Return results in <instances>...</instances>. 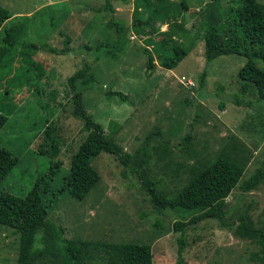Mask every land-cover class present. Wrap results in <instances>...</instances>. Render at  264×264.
<instances>
[{
  "label": "rangeland",
  "instance_id": "rangeland-1",
  "mask_svg": "<svg viewBox=\"0 0 264 264\" xmlns=\"http://www.w3.org/2000/svg\"><path fill=\"white\" fill-rule=\"evenodd\" d=\"M135 1L0 0V7L10 13L3 25L17 30L25 23L19 46L11 51V68L0 70V104L16 105L0 127V145L17 158L15 167L0 181V191L24 196L47 174L50 179L40 187L48 219L62 228L66 238L92 242L81 264H101L100 252L94 248L97 242L101 249L103 241L148 243L153 264H174L179 232L173 223L188 221L199 210L175 207L157 211L138 175L104 152L92 159L101 177L85 198L78 200L63 188L70 158L87 134L83 120L73 111L67 78L76 75L88 80L94 76L95 87L83 91L86 111L135 162L142 159L147 143L150 157L143 170L165 195L175 197L197 171L218 156L244 166L241 180L225 199L226 227L220 228L221 221L210 217L185 226L187 263L264 264L256 242L237 235L240 220L254 227L264 223V179L247 192L239 186L264 158V101L255 100L250 90L241 92L237 72L247 60L241 54L221 55L207 65L202 95L197 83L206 66L203 26L209 18L219 25L225 23L228 9L241 0H184L187 8L181 7L182 0H168L163 5L171 12L168 24L154 20L159 32L148 37L143 32L146 42L131 31ZM137 1L138 16L147 18L150 10L143 0ZM257 1L264 4V0ZM112 14L125 19L129 31L118 44L105 47L104 42L111 43L117 36L108 23ZM3 36L4 30H0V47ZM66 36L68 42L64 43ZM163 38L165 54L172 55L175 44L191 49L173 69L156 63L149 72L147 55L139 47L149 43L152 49ZM28 43L37 47L29 55L40 65L39 79L19 55L22 44ZM48 47L68 50L54 53ZM256 61L264 67L262 61ZM18 76L27 82L20 83ZM219 84L223 94L217 97ZM109 89L121 91L126 99L108 95ZM4 90L9 91L6 98ZM234 93L242 104L232 101ZM45 120L54 129L52 138L59 141L56 158L48 155L42 132ZM157 129L161 135L145 142L146 135ZM188 131L190 141L184 139ZM51 160L64 164L50 168ZM157 218L160 226L155 225ZM18 242L12 228L0 224V264L16 263ZM59 260L45 249L44 242H36L33 264H59Z\"/></svg>",
  "mask_w": 264,
  "mask_h": 264
},
{
  "label": "trees",
  "instance_id": "trees-1",
  "mask_svg": "<svg viewBox=\"0 0 264 264\" xmlns=\"http://www.w3.org/2000/svg\"><path fill=\"white\" fill-rule=\"evenodd\" d=\"M143 1L150 10V15L147 18L138 16L139 4L136 0L134 2V21L131 31L146 42L147 39H144L142 33L144 32V36L148 37V35L159 32V25L155 26L153 21L157 20L160 24H168L171 12L169 8L163 6L164 2L168 3V0ZM219 1L221 0H212V3ZM106 2L107 9L113 13V7L108 1ZM181 7L187 8L184 0L181 2ZM207 16L210 15L207 14ZM9 17V11L0 7V30H4L0 47V70L11 68L14 61L11 51L19 46L17 42L25 28V23H21L17 30L16 26L6 27L3 25ZM228 17L229 19L220 25L209 18L203 26L202 38L204 40L206 66L197 78L198 94H203L207 77V65L213 59L221 55L241 54L247 58L237 72L241 92L245 93L250 90L255 100L264 101V67L258 66L256 61L258 59L264 63V4L257 0H244V2L241 0L236 7L228 9ZM108 23L109 27L117 33V36L114 41L111 43L104 42L102 46L113 47L127 34L129 25L125 19H120L113 14L110 16ZM146 27H148V32L146 29L144 30ZM67 38L68 36H66L64 43L68 42ZM165 44L166 39L163 38L159 43L152 45V49L149 48V43L139 47L147 55V71L150 72L156 63L166 69H173L191 49L175 44L171 49L172 55H168L165 54ZM33 48L37 47L31 43L22 44L19 55L27 64L29 70H32L36 78L39 79L42 74L40 65L29 55V50ZM97 48L99 47L97 46ZM48 50L54 53L57 51L62 53L68 49L48 47ZM15 78L20 83L27 82V79L22 76ZM67 84L73 96V111L83 120L87 134L70 158L69 172L64 177L65 187L63 188L78 200L85 198L101 177L92 165L93 157L101 152L114 155L124 168H130L133 173L138 175L142 188L147 193L153 208L157 211L175 207L200 211L188 221L175 220L173 223L174 230L179 232L175 238L177 251L174 264H188L184 257L186 246L189 244L185 226L210 217L221 221L220 228L226 227L224 222L227 215L224 208L225 199L241 180L244 174V166L227 157L218 156L211 163L197 171L190 182L181 191L177 192L175 197L167 196L157 189L156 182L147 177L143 170L147 159L150 157V152L146 148L147 143L143 147L142 159L135 162L134 156L126 153L119 142L107 137L101 123L95 121L86 111L83 102V91L95 87V77H88V80H85L81 76L71 75L67 78ZM219 85L218 92H216L217 97L223 94L220 91L222 86ZM2 93L4 98L9 96L8 90H4ZM107 94L119 96L123 100L126 99V95L121 91L109 89ZM230 96L228 94V97ZM232 101L236 104H242L235 93ZM222 103L225 102L222 101ZM15 108L16 105L15 107H8L0 104V127L6 123L8 116L13 115L12 112ZM43 123L44 129L42 132L47 144L48 155L51 158H56L59 154V141L57 137L52 138L53 127L46 120ZM159 135H161V131L157 129L147 134L144 140L150 142ZM191 137V132L188 131L184 139L190 141ZM168 141L170 142V140ZM16 162L17 158L12 152L0 145V181L15 167ZM50 163V168L60 167L64 164L60 160H51ZM123 172L124 170L122 174ZM48 179L50 177L47 174L37 179L31 190L24 196H16L0 191V224L11 227L12 233L17 235L19 241L15 264H33L36 242H44L45 249L50 250L60 258L59 264H81L86 255L89 254V245L92 242L86 240L78 242L66 238L62 228L48 219L47 204L43 200V191L40 187V183H44ZM263 179L264 158L253 173L244 179L239 186L243 192H247L254 189ZM155 225H161L158 218ZM228 226L230 225L228 224ZM237 235L254 240L259 246V259L264 262V223L259 227H254L244 220H240L237 225ZM99 244L101 249H98L97 242V248L94 249L100 252L101 264H153L152 248L148 243H111L103 241Z\"/></svg>",
  "mask_w": 264,
  "mask_h": 264
}]
</instances>
